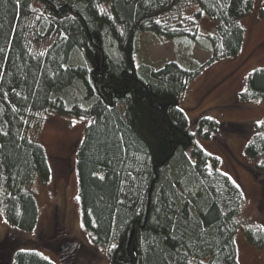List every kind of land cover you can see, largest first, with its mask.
<instances>
[{
    "label": "trees",
    "instance_id": "trees-1",
    "mask_svg": "<svg viewBox=\"0 0 264 264\" xmlns=\"http://www.w3.org/2000/svg\"><path fill=\"white\" fill-rule=\"evenodd\" d=\"M254 4L0 0L4 221L27 233L37 227L30 187L36 180L47 185L51 167L32 136L44 118L57 114L86 121L75 151L80 223L110 264H239V230L251 245L263 247L264 229L245 227L241 219L242 189L198 139L238 132L246 137L245 156L257 160L264 156V120L245 127L200 117L192 126L180 105L206 66L240 54V20ZM202 18L212 24L209 32L200 31ZM144 32L188 38L209 51V60L190 68L176 61L159 68L135 65ZM237 100L264 102L263 67L247 73ZM254 171L264 173V164ZM1 256H10L11 264H56L5 240Z\"/></svg>",
    "mask_w": 264,
    "mask_h": 264
},
{
    "label": "rangeland",
    "instance_id": "rangeland-1",
    "mask_svg": "<svg viewBox=\"0 0 264 264\" xmlns=\"http://www.w3.org/2000/svg\"><path fill=\"white\" fill-rule=\"evenodd\" d=\"M240 24L245 31L240 54L206 66L186 88L180 105L192 126L200 117L225 126L245 127L264 120V102L240 104L237 100L247 73L264 68V0H255L252 12ZM211 26L205 18L200 21L202 33L209 32ZM209 57L208 50L188 38L166 39L144 32L139 37L134 64L159 68L176 61L190 68L205 63ZM85 125L84 119L52 114L34 131L32 138L46 150L51 167L47 185L36 180L30 187L38 207V224L33 232H23L10 227L0 213L1 241L37 250L56 264H69L68 257L72 264H110L105 250L93 244L80 223L75 151ZM245 141L246 137L238 132H220L209 141L198 139V144L219 158L220 169L242 189L241 219L245 227L264 229V173H254L257 164H264V156L247 158L243 152ZM235 243L239 264H264V245H251L242 230L236 233ZM0 263L11 264L10 256H1Z\"/></svg>",
    "mask_w": 264,
    "mask_h": 264
},
{
    "label": "snow or ice",
    "instance_id": "snow-or-ice-1",
    "mask_svg": "<svg viewBox=\"0 0 264 264\" xmlns=\"http://www.w3.org/2000/svg\"><path fill=\"white\" fill-rule=\"evenodd\" d=\"M113 247H114V245H113Z\"/></svg>",
    "mask_w": 264,
    "mask_h": 264
}]
</instances>
